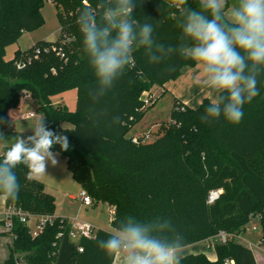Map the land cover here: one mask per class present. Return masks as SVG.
<instances>
[{"label":"trees","instance_id":"1","mask_svg":"<svg viewBox=\"0 0 264 264\" xmlns=\"http://www.w3.org/2000/svg\"><path fill=\"white\" fill-rule=\"evenodd\" d=\"M54 4L61 26L55 40H39L27 49H16L6 58L7 47L23 33L45 23L43 7ZM0 0V133L8 126L9 110L29 94L43 113L46 126L69 139V150L52 149L66 159L73 180L92 197L93 205L105 202L115 209V229L129 215L141 221L153 217L170 219L184 237L185 247L208 241L219 231H244L252 216L260 215L259 236L264 239V75L259 78L260 95L244 105L237 124L223 119L203 122L201 116L210 100L191 107L174 100L170 125L153 139L129 135L155 101L147 105L145 92L177 79L185 66H195L179 49V9L183 0H143L134 9L140 21L151 18L157 43L171 45L173 52L160 64H150L143 50L133 53L128 66L113 87L98 99L93 70L83 51L77 18L84 6L98 0ZM199 10V0H188ZM65 53L61 57L57 49ZM42 53L35 56L36 49ZM77 90L76 108L54 102L65 91ZM71 125V126H68ZM9 145L3 146L0 157ZM28 168L15 169L20 184L16 199L4 196L7 206L34 214L56 215V197L44 182L28 178ZM222 189L219 198L208 203L211 190ZM67 218L57 216L51 225L33 238L26 224L16 221V237L8 245L0 264H113L98 243L112 231L98 228L95 238L69 236ZM58 232H63L58 237ZM77 244L83 247L80 252ZM212 245L216 259L205 253L182 256L180 264H258L253 248L231 239ZM184 247V248H185Z\"/></svg>","mask_w":264,"mask_h":264},{"label":"clouds","instance_id":"2","mask_svg":"<svg viewBox=\"0 0 264 264\" xmlns=\"http://www.w3.org/2000/svg\"><path fill=\"white\" fill-rule=\"evenodd\" d=\"M143 0H98L81 8L77 18L83 51L93 70L98 99L110 90L124 70L134 63L133 53L143 50L150 64H160L173 52L171 45L157 43L151 18L143 21L134 9ZM183 0L179 9L181 38L179 49L186 60L197 64L202 84L210 90L209 105L201 120L211 123L223 117L237 124L244 105L260 95L259 78L264 75V0H199V10ZM0 119V123H2ZM27 138L16 136L0 157V194L16 199L20 184L15 172L28 168V178L45 174L46 165L58 161L52 149L68 151L67 136L49 129L38 120ZM0 141H5L0 133ZM98 247L105 255H120L121 264H180L184 237L170 219L153 217L141 221L133 215L119 222Z\"/></svg>","mask_w":264,"mask_h":264},{"label":"rangeland","instance_id":"3","mask_svg":"<svg viewBox=\"0 0 264 264\" xmlns=\"http://www.w3.org/2000/svg\"><path fill=\"white\" fill-rule=\"evenodd\" d=\"M42 11L45 18V23L35 30L27 31L23 33L17 43L10 44L7 47L6 58L8 59L13 58L16 49H18L21 46L28 47L31 46L32 42L36 43L37 41L42 39L55 40L56 38L59 37L61 26L59 24V20L56 15V9L54 4L51 3L50 1H46ZM157 88L158 86L155 87V89ZM154 94H155V99H157V103H155L154 106L149 108L144 118L133 128V132L138 133L140 132L139 131L140 129L144 130L145 128L148 127L150 128L151 126H154L152 129L148 130L147 133H145V134H149V139H153L156 136H158V134L163 133L168 128L171 122L170 119L168 118V115L172 107L173 98L171 97L170 94H165L163 97L162 96L159 97L158 95H156L155 92ZM150 95H152L150 92L145 93V97L146 96L149 97ZM152 102H153V98H150V102L147 105H150ZM76 103H77L76 97H70L68 99V102H66V104L69 107H72L74 109L76 108ZM13 110L36 112L35 117L27 120L28 127L31 126V130L34 127L35 123L43 118L42 117L43 113L39 111L37 102L29 94L24 95L20 103L16 107H13ZM14 128L16 130L15 126L14 127L9 126V128L4 130L3 132L12 131ZM32 134L33 132L31 131L30 135ZM142 135H136V137L141 138ZM5 144L6 143L4 141H0V153L2 152L3 146H5ZM59 157H60L59 159H61L60 161L62 164L61 163L58 164V169L59 170L62 169L63 180L60 183L59 190L55 191L54 194L57 200V210L60 213V215L66 216L71 226L74 225L76 219H81V220H88L89 222L93 223L99 228L113 231L114 228L111 225V219L113 214L110 211L111 210L110 205L105 202H100L96 206L84 205L79 197L81 188L74 182L69 170H67L66 161L63 158H61L62 156ZM70 195H73L74 197H71ZM4 203H5L4 196L0 194V206L2 207ZM253 223L258 224V221L255 219L250 223H248L247 228L242 233V237L244 240H246V242L251 241L255 243L258 240L259 231L254 232L250 229V225ZM11 241H12L11 236L6 234L5 230L3 229V226L0 225V263H2L4 259H6L8 254V245L11 243ZM215 242H218L216 238L212 240V244ZM198 243H200V245L202 244L204 249H207V251H209L210 248L208 247V245L210 244V241L208 242L202 241ZM195 249L199 250L200 246H195ZM253 250L255 251L257 256H259V262L261 264H264V252H258L254 247Z\"/></svg>","mask_w":264,"mask_h":264},{"label":"crops","instance_id":"4","mask_svg":"<svg viewBox=\"0 0 264 264\" xmlns=\"http://www.w3.org/2000/svg\"><path fill=\"white\" fill-rule=\"evenodd\" d=\"M231 4H232V0H228V6L229 7L231 6ZM34 44H35V42H32L31 46ZM31 46H28V47L27 46H21L19 48L24 50V49H27ZM156 86H158L157 89H155ZM154 92L159 97L160 96L163 97L165 94H170L171 97L173 98L172 99V106H173L175 99H178L181 102H183L184 104L189 105L191 107H197L200 105V103L205 98H207L209 100L212 98L210 96V90L207 87L203 86V84H202V72H201V70L197 64L195 66L183 67L181 70V74L177 79L169 80L163 86H159V85L153 86L150 93L152 94L153 102L155 101V103H157V99H155ZM144 96H145V94H144ZM70 97H76V101H77V90L76 89H71V90L65 91L61 94L56 95L53 98V101L54 102H63V104H66V102H68V99ZM155 103H154V105H155ZM69 108L71 110H74V108H72V107H69ZM31 112H34V111H23V110L14 111L13 108L9 110L8 126L4 130L8 129L9 126L10 127L15 126L16 130L14 128L12 131H9V132L8 131L3 132L4 130L1 132L4 136L3 138L5 140L4 142L6 143L5 145H10L12 142H14L16 136H21L23 138H27L28 136H30V133L32 130H31V126L28 127V121L27 120L36 116V112H34L35 113L34 116H30L29 113H31ZM42 117H43V114H42ZM153 127L154 126H151L150 128L148 127V128H145L144 130L140 129L139 130L140 132H138V133L133 132V128H132V130L130 131L131 134L129 133V135H131V136L142 135V134L147 133V131L152 129ZM53 153L57 154L56 158H57L58 163L55 166H53L50 162H48L46 165L45 174L41 175L39 177H36V178L41 180L42 182H44L47 189L51 193L54 194L55 191L59 190L60 183L63 180L62 179L63 173H62V169H60V170L58 169V164L61 163V161H60L61 159H59L60 158L59 156H61V155L58 152L53 151ZM61 158H63V157H61ZM63 159L66 161L65 158H63ZM66 164H67V162H66ZM67 170H69L68 167H67ZM70 196L74 197L73 195H70ZM56 202H57V200H56ZM5 205H6V203H4V205L2 207L0 206V208H3ZM56 216H61V217L67 218L66 216L60 215L57 208H56ZM195 246H200L201 250L195 249ZM208 247L210 248L209 251H207V249H204L203 245L202 244L200 245V243L187 246V247L183 248L182 256L189 254V253H205L210 259H216L217 255H216L214 248L210 244L208 245ZM254 253H255V251H254ZM255 257H256L257 263L261 264L259 262V256H257L256 253H255ZM113 264H121L120 255L115 256V260H114Z\"/></svg>","mask_w":264,"mask_h":264},{"label":"built area","instance_id":"5","mask_svg":"<svg viewBox=\"0 0 264 264\" xmlns=\"http://www.w3.org/2000/svg\"><path fill=\"white\" fill-rule=\"evenodd\" d=\"M83 2L85 4H88L86 0H84ZM57 51L61 57H64L65 53L63 52V49L61 47H59ZM41 53L42 50L40 48H37L35 52V56L38 57ZM150 98H152V95H150L149 97H145L147 104L150 102ZM29 115L34 116L35 113L31 112L29 113ZM141 138L144 141H146L149 139V134L142 135ZM132 140L133 142H138V138L136 136H133ZM222 191H223L222 189L211 190L207 197L208 203H213L216 199H218ZM79 197L84 205L86 206L93 205L92 197L89 195V193L86 190L81 189ZM110 211L113 214L115 209L111 207ZM56 217H57L56 215H50V214L30 213L28 211H24L20 208H17L13 205L11 206L5 205L3 208H0V225L3 226V229L5 230L6 234L10 235L12 240L13 238L16 237V234L13 230L16 221H20L26 224L27 226H29L31 229V235L33 238H35L44 231L47 225L53 224ZM260 218H261L260 215L252 216L251 221L255 219L258 221V224L253 223L250 225V229L252 231L255 232L260 230V226H259ZM97 231H98V227L93 223L89 222L88 220L76 219L74 225H72L69 230V236L73 241L78 242V240L83 237L90 239L95 238ZM242 233L243 231L227 232L221 230L218 232V234L215 237L210 238L208 241H210V244H212V240L216 238L219 242L222 243H225L231 239L246 242V240H244L242 237ZM62 235L63 232H58L57 234L58 237H62ZM246 243L249 244L251 247L253 246L258 252H264V239L258 237V240L255 243L251 241H247ZM77 248L79 249L80 252L83 251V247L81 245L77 244ZM232 262L234 261L227 259L225 261V264H229Z\"/></svg>","mask_w":264,"mask_h":264}]
</instances>
